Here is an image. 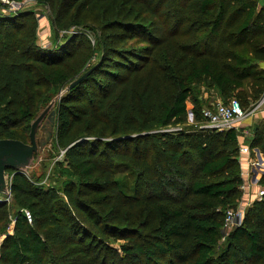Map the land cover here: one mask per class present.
Masks as SVG:
<instances>
[{"label": "trees", "instance_id": "16d2710c", "mask_svg": "<svg viewBox=\"0 0 264 264\" xmlns=\"http://www.w3.org/2000/svg\"><path fill=\"white\" fill-rule=\"evenodd\" d=\"M36 2L49 5L58 29L90 25L96 13L101 59L55 105L61 192L9 169L17 209L0 264H46L52 246L85 256L99 235L127 240L117 264H264V194L241 225L224 227L244 182L239 131L168 130L187 124L186 101L203 81L224 103L235 97L248 107L262 97L264 7L256 0ZM37 28L33 10L0 11V139L29 142L32 120L76 79L66 66L74 37L46 48ZM166 45L178 49L175 63L159 58ZM261 121L248 143L264 154ZM259 183L264 189V176ZM100 244L92 263L110 264Z\"/></svg>", "mask_w": 264, "mask_h": 264}, {"label": "rangeland", "instance_id": "374dc122", "mask_svg": "<svg viewBox=\"0 0 264 264\" xmlns=\"http://www.w3.org/2000/svg\"><path fill=\"white\" fill-rule=\"evenodd\" d=\"M8 5V6H6ZM24 9L33 10L38 18V28H37V42L42 47L46 48H55V46H59L63 44L62 42L67 39L68 42L69 38L72 36L74 37V42L70 45L68 50L75 51L74 55L71 57L69 61H67L66 66L73 73V70H77V74H75V78L77 79L80 77L85 71H89L92 69L101 59V52L97 50V37L98 31L94 28L92 21H94V15H91L88 19L90 25H80L78 27L70 26L68 28L58 29L54 27L51 23V9L49 5H42L38 4L36 0H0V11L5 13L7 11L12 12H21ZM69 37V38H68ZM186 40L185 36H179L175 41H179L178 43ZM96 49V50H94ZM178 49L172 48L168 45L163 46L158 49V56L161 60L167 58L172 63L177 61L176 59L179 58V52L175 51ZM160 60V61H161ZM128 71V70H127ZM124 71V73H127ZM147 72V71H146ZM141 76H139V79ZM138 80V79H137ZM137 80H135L137 82ZM47 90V86H43L41 88V94L43 95ZM58 94V93H57ZM56 94V95H57ZM54 95V94H53ZM52 95V96H53ZM55 96V95H54ZM264 94L262 95V97ZM201 99V103L196 101L197 106H199L198 111L202 112V110L215 102H224V97L220 95V93L215 89L214 86H211L207 81H203L195 86L194 92L192 96L189 97L186 101L187 103V124H180L179 126L173 125L168 127V130H177L187 125H195L194 129H201L199 128L202 123H205L204 117L200 115L199 119H195V98ZM260 98L257 103H251L248 107H244L247 111H249L248 115L240 120L235 122V127L237 131H239L240 138L239 142L240 145L239 152L237 155V159L239 162V167L241 171V175L244 179L243 184L240 186V193L235 198V206H232L227 209H233V211H238L239 209H243L246 213L247 209L253 204L256 199H262L264 194V189L259 183V180L264 176V173H260V170L257 166L253 167L254 165L247 167L245 166L244 162L246 160L244 157L247 155L252 158L255 157L254 163H256L257 153L255 148H251L250 145L247 143L249 142L248 139L252 137L253 134V127L257 123H262L261 120L257 119L256 115L259 114L264 106V100L261 104L260 101L263 98ZM229 98V99H228ZM232 99H237L235 97H227V101ZM241 103V102H240ZM56 105V104H55ZM242 105V104H241ZM42 106V105H41ZM209 107H212L210 105ZM55 108V106L53 107ZM43 109V108H42ZM42 111V110H41ZM56 119V118H55ZM259 120V121H258ZM56 128V122L54 125V131ZM207 130V129H202ZM214 131H228V130H214ZM45 133L43 129L38 130L37 138L43 139L45 138ZM242 146H248L249 149L247 152L241 150ZM64 154V149L57 147L54 142V133L51 140L48 142L47 145L41 149L37 156H35V162L29 169V176L31 177L32 181L37 185H42L44 187H55L60 191L63 181L66 180V177L63 176L60 172V169L57 166L59 161H62ZM264 164V162L262 163ZM264 166V165H263ZM257 172V173H256ZM123 173V172H122ZM256 173V177L254 180L252 177L253 174ZM61 192V191H60ZM11 195L0 193V203L3 204L0 207V253L2 242L6 237L7 232H11L14 224L13 219V212L17 209L16 204L12 200V193ZM5 204V205H4ZM27 212V211H26ZM245 215V214H244ZM89 230L90 227H87ZM95 233L99 234L95 230ZM227 231V230H226ZM82 234L81 236H83ZM100 243H105L103 245L102 254L106 253L109 257L110 264H117L116 262L120 261L119 257L123 256V252L121 249V245L126 243L127 240L115 236H103L99 235ZM98 240V241H99ZM87 241V240H86ZM94 242L91 245L90 249H86V255L80 254L81 252L78 251V247H62V246H52L49 252L48 260L46 264H49V261L52 260L50 264H93L92 260L95 258V251L96 249L101 248V244L99 242ZM225 241V237L221 238L220 243ZM88 246V245H87ZM89 248V247H88ZM258 264V263H252Z\"/></svg>", "mask_w": 264, "mask_h": 264}, {"label": "water", "instance_id": "95a60500", "mask_svg": "<svg viewBox=\"0 0 264 264\" xmlns=\"http://www.w3.org/2000/svg\"><path fill=\"white\" fill-rule=\"evenodd\" d=\"M92 69L86 71L80 77L72 81L38 113L31 122L30 140L25 142L19 139L2 138L0 139V193L11 195L10 180L11 174L9 169L29 172L30 167L35 162V156L51 140L54 133L56 110L53 108L58 99L75 85L79 84ZM43 129L45 138L38 139V130Z\"/></svg>", "mask_w": 264, "mask_h": 264}, {"label": "built area", "instance_id": "2783aa9c", "mask_svg": "<svg viewBox=\"0 0 264 264\" xmlns=\"http://www.w3.org/2000/svg\"><path fill=\"white\" fill-rule=\"evenodd\" d=\"M263 100L264 98L261 99L259 104H261ZM211 105L212 107L206 106L202 110V116L204 117L205 123L199 124V128L201 129H234L235 122L244 119L249 113V111L244 109L238 99H232L227 103L218 101ZM248 149V146H242L241 148V150L244 152H247ZM26 213L30 218L29 212L27 211ZM244 214L245 211L243 209H239L238 211H233V209H226L224 223L225 230L229 231L235 226L241 225L244 219Z\"/></svg>", "mask_w": 264, "mask_h": 264}, {"label": "crops", "instance_id": "0c3cea01", "mask_svg": "<svg viewBox=\"0 0 264 264\" xmlns=\"http://www.w3.org/2000/svg\"><path fill=\"white\" fill-rule=\"evenodd\" d=\"M257 1V4L258 6H263L264 7V0H256ZM262 106H264V104H262ZM256 118L257 119H264V107L262 108L261 112L259 114L256 115ZM259 121V120H258ZM251 138V137H250ZM249 138V139H250ZM249 143H247L248 145ZM240 145H245V144H240ZM255 151L257 153V159H256V163H254V158L250 157V155L247 157H244V159L246 160V162H244L245 166L247 167L248 165L252 166L254 165L253 167L257 166L260 167L259 170H260V173H264V164H262L264 162V154L261 152V150L259 148H255ZM257 173V172H256ZM255 174H253L254 176L252 177V179L254 180V177H256Z\"/></svg>", "mask_w": 264, "mask_h": 264}]
</instances>
